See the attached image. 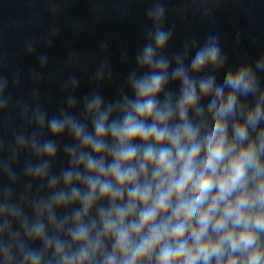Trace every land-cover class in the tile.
Returning a JSON list of instances; mask_svg holds the SVG:
<instances>
[{
  "label": "clouds",
  "instance_id": "clouds-1",
  "mask_svg": "<svg viewBox=\"0 0 264 264\" xmlns=\"http://www.w3.org/2000/svg\"><path fill=\"white\" fill-rule=\"evenodd\" d=\"M164 14L160 3L147 10L154 27L128 92L113 101L95 93L80 118L47 119L53 137L72 140L67 167L50 172L56 140L17 138L39 160L27 174L52 191L31 202L30 222L3 189L0 264H264V90L250 64L226 68L217 35L191 55L166 54ZM256 67L264 71V56ZM36 120L43 127L45 114Z\"/></svg>",
  "mask_w": 264,
  "mask_h": 264
},
{
  "label": "water",
  "instance_id": "water-1",
  "mask_svg": "<svg viewBox=\"0 0 264 264\" xmlns=\"http://www.w3.org/2000/svg\"><path fill=\"white\" fill-rule=\"evenodd\" d=\"M156 3L165 8L162 26L173 30L166 54L187 48L191 55L217 35L226 68L250 64L264 90L256 67L264 56V0H0V20L60 113L80 118L86 97L113 101L129 91Z\"/></svg>",
  "mask_w": 264,
  "mask_h": 264
}]
</instances>
